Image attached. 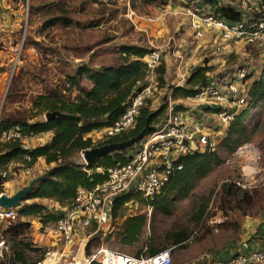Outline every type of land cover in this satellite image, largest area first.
I'll return each instance as SVG.
<instances>
[{
    "label": "rangeland",
    "instance_id": "rangeland-1",
    "mask_svg": "<svg viewBox=\"0 0 264 264\" xmlns=\"http://www.w3.org/2000/svg\"><path fill=\"white\" fill-rule=\"evenodd\" d=\"M207 1L209 0H158L146 5L145 0H25L29 6V20L28 34L23 36L12 35L1 28L19 29L26 24V13L20 9V3L8 4V0H5L7 5H2L0 10V119L10 116L21 117L30 122L44 120L45 116H38L39 112L34 107L33 102L37 97L58 89L60 93L65 92L68 98L73 99L77 90L66 86L67 77L76 75L82 64L95 69L119 64L122 60L118 47L122 44L145 45L151 49L158 47L163 52V63L167 68L165 85L161 87L156 75L154 80L157 90L146 103L152 112L164 110L153 127L178 113L175 111L177 106L190 108L189 104H193L187 99H174L172 96L173 90L186 86L189 79L175 80L176 71L173 66H177L179 55L185 59L191 74L203 62L212 68L208 74L210 78H222L242 67L248 69V78L259 73L260 54L254 55V52L259 53L258 44H232L222 56H215L211 43L195 38L190 27V17L185 10L193 5L198 14H208L211 5ZM217 1L233 7L239 4V0ZM130 14H134L132 19ZM58 17H69L79 25L70 28L47 25ZM148 18L156 21L151 23ZM173 38L176 42L171 41ZM23 41L24 46L20 52ZM237 46H243L241 54L237 51ZM81 80L82 86H91L86 79ZM193 106L198 108V105ZM211 122L216 124L217 121ZM212 124L209 126H213ZM247 124L251 130L250 142L235 154L224 155L225 165L216 168L201 180L188 198L176 202L171 216L157 214L154 218L153 210L151 215L149 213L150 216L147 214L152 223L145 228L137 246L124 247L113 237L109 239V235L115 231L112 229L106 235L99 232L92 237L98 240L93 243L91 254L106 247L134 256L132 253L150 236L166 245L170 243L167 235L180 231L189 234L190 241L186 248L169 247L173 249L172 264H206L211 258L231 257L243 247L248 249L260 241L264 243V185L260 182L264 177V102ZM45 140L46 138L43 139ZM78 162L85 164L81 155L78 156ZM34 166L37 170L33 179L46 170L44 164ZM231 184L248 192V199L243 202V196L238 198L234 191V195L227 196L225 189ZM19 190L15 183H10L6 192L13 195ZM38 202L40 201L27 200L21 205ZM43 204L54 208L52 203ZM135 207L136 205L130 204L127 212L131 210L133 214L147 213L146 206L139 203L137 210ZM202 207H206V214L198 222V211ZM17 221L31 222L34 229L28 232V240L46 250L44 258L47 263L57 259L55 253L60 255L65 252L70 255L69 259L78 257L84 260L88 257L86 249L92 239L81 250L78 245L67 249L63 246L55 247L50 236L36 242L38 219L20 217ZM43 253L44 251L30 253V257L39 258ZM7 254H10V250Z\"/></svg>",
    "mask_w": 264,
    "mask_h": 264
},
{
    "label": "trees",
    "instance_id": "trees-1",
    "mask_svg": "<svg viewBox=\"0 0 264 264\" xmlns=\"http://www.w3.org/2000/svg\"><path fill=\"white\" fill-rule=\"evenodd\" d=\"M158 0H145L150 5ZM211 5L210 13L222 17L228 22H240L243 14L233 6L223 4L217 0L207 1ZM254 21H264V11L254 13ZM48 26L61 25L65 28L78 26L79 23L69 17H58L47 23ZM122 62L100 68H92L87 64L78 67L76 75L67 77L70 89H76L78 94L73 99L68 98L58 89H52L34 100V107L39 115L59 112L60 115L50 120H34L32 122L21 117H3L0 119V132L18 127L28 136L52 133V137L45 145L29 152L22 150L17 142L8 144L4 153L0 155V172L7 169L8 165L17 162L27 167H33L39 159H44L46 170L39 178L28 200H39L38 203L24 204L18 209L19 218L34 217L44 227L55 224L64 217V210L71 207L80 189L92 190L107 179V171L129 161L126 156L128 151L113 156L101 158L91 165L78 162V156L90 149L104 145L120 143L137 136L145 127L146 120L150 118L153 126L164 110L152 112L147 105L140 110L135 127L129 132L106 140L94 143L88 136L95 131L113 127L125 114L131 100L147 85L149 71L145 64L146 57L151 48L139 44H122L119 47ZM208 64V63H207ZM212 68L206 62L199 65L187 80L186 86L173 90V98L189 99L195 97L202 86L207 85L211 78L208 74ZM166 64L163 63L157 70L161 87L165 85ZM84 78L91 83L90 88L81 85ZM253 80L249 87L247 106L240 111L231 122L225 138L219 144L216 152H194L180 158L176 165H181L182 170L176 171L170 181L165 185L161 194L154 202L148 203L139 194L130 193L116 199L113 205V229L110 238L124 247L137 246L145 232V228L152 223L147 213H136L127 216L128 205L138 202L146 207H151L153 217L157 214L171 216L175 211L176 202L188 198L196 189L199 182L207 178L216 168L226 163L224 155L235 154L239 148L250 142V126L247 122L264 102V66L259 75L249 76ZM67 89V88H66ZM67 89V90H70ZM184 106H177L175 111H185ZM206 112L217 113L219 110L205 108ZM29 155L31 162H26L24 157ZM35 178V179H36ZM236 189V191L234 190ZM237 197L242 195L243 202L248 199L249 193L244 192L235 185H227L225 193ZM239 198V197H238ZM48 201L63 209L53 211L43 202ZM206 214V207L198 211L197 221ZM153 218V220H154ZM150 223V224H149ZM31 222L18 221L8 230L3 232L4 238L10 244V254L4 256L0 264H41L45 261L46 250L35 246L34 241L28 240ZM170 243L160 244L152 236L132 253L134 257H154L162 251L172 248H186L190 236L186 232H174L167 235ZM98 238L92 239L86 249L88 257L93 243ZM39 258L30 257V253H41ZM91 264H99L92 262Z\"/></svg>",
    "mask_w": 264,
    "mask_h": 264
},
{
    "label": "built area",
    "instance_id": "built-area-1",
    "mask_svg": "<svg viewBox=\"0 0 264 264\" xmlns=\"http://www.w3.org/2000/svg\"><path fill=\"white\" fill-rule=\"evenodd\" d=\"M14 2L20 3V9L26 13V24L19 29L3 28V26L1 28L8 30L12 35L27 36L28 3L25 0H8L7 3ZM261 5L262 0H254V3L252 0H239L238 6L236 5L234 8L243 14L240 22H228L211 13L198 14L193 5L188 6L185 12L190 17V27L195 38L211 43L213 55L222 56L227 47L232 44L257 43L264 45V21H254V13L261 10ZM132 15L134 14L129 15L130 19H132ZM147 20L151 23L156 21L154 18ZM171 41L176 42L175 38ZM23 46L24 41L21 44L20 52ZM162 53L160 48L153 47L145 59L149 71L146 87L133 97L125 114L113 127L97 131L96 136H88L94 143L104 142L129 132L135 127L140 110L145 107L157 90L154 77L163 64ZM176 64L177 66H173L176 71L175 80L183 81L190 78L191 72H188L187 63L182 56L179 55ZM248 74V69L242 67L235 73H230L222 78H211V81L202 86L195 97L189 98V101L198 105L197 107L201 111L209 113L206 114L207 116L199 117L194 114L191 108L196 107L193 104H189L191 107L185 111L169 116L164 123L154 127L142 142L128 151L126 156L129 161L126 164L107 171V179L103 183L92 190L80 189L72 206L64 210L63 218L46 227L38 221V227L35 229L37 239L38 236L42 240L46 239V236H50L55 247L63 246L64 249H67L78 245L81 250L87 246L86 244L94 235L99 232L106 235L113 229L112 209L117 198L137 193L146 202H154L172 175L176 171L182 170V166L176 165V161L197 151L216 152L218 150L231 122L247 106L250 87ZM67 87L70 88V85L67 84ZM205 108L219 111L210 113L206 112ZM212 120L217 121L216 124H212ZM211 124L213 126H209ZM45 135L47 134L28 136L18 127L0 132V155L4 153L8 144L14 142H17L26 152L43 146L46 141H43ZM84 153H81L83 158ZM24 160L31 162V157L26 155ZM34 167H27L24 164L17 166L15 163H11L6 170L0 172V197L8 195L6 190L10 188V183H15L19 189L28 187L34 178ZM260 182L264 185V177ZM238 185L241 186L239 183ZM130 204L136 205L135 208L138 209L139 203L132 202ZM151 211V207H146L148 215ZM133 213L129 210L126 215L131 216L134 215ZM18 218V209L0 206V263L10 250V245L4 238L3 232L17 223ZM33 229L32 225L30 231ZM172 251V248H168L154 257L137 258L101 247L84 260H80L78 257L69 259L70 255L63 252L60 255L54 254L57 257L55 261L51 263L44 261L41 264H91L92 262L99 264H172ZM206 264H264V248L241 250L228 258H211Z\"/></svg>",
    "mask_w": 264,
    "mask_h": 264
},
{
    "label": "water",
    "instance_id": "water-1",
    "mask_svg": "<svg viewBox=\"0 0 264 264\" xmlns=\"http://www.w3.org/2000/svg\"><path fill=\"white\" fill-rule=\"evenodd\" d=\"M59 112H54L46 115V120H50L52 118H55L59 116ZM154 127L151 125L150 118L146 120V125L144 129L135 137L124 141L120 143H113V144H108L104 145L102 147H98L92 150H88L84 153V160L86 165H91L96 163L98 160L101 158H104L106 156H113L118 153H123L126 151H129L130 149L134 148L137 146L140 142H142L147 135H149L153 131ZM39 178L33 179L29 186L26 188L20 189L18 192L15 194L8 196V195H3L0 197V206L4 208H16V209H21L22 203L28 200V196L31 194L33 191L37 181Z\"/></svg>",
    "mask_w": 264,
    "mask_h": 264
},
{
    "label": "crops",
    "instance_id": "crops-1",
    "mask_svg": "<svg viewBox=\"0 0 264 264\" xmlns=\"http://www.w3.org/2000/svg\"><path fill=\"white\" fill-rule=\"evenodd\" d=\"M252 2L254 3V0H252ZM2 5H4V6H6L7 4L5 3V0H0V10H1V6ZM8 8L10 9L11 7L10 6H8ZM261 10L262 11H264V0H262V5H261ZM5 19H7L6 17H4ZM253 44H255V43H253ZM257 44V43H256ZM258 46H259V48H258V50H259V53L258 52H254V55L255 56H257L258 54H260V56H259V62L261 63V66H260V71H261V69H262V67L264 66V45H261V44H258ZM242 50H243V46H237V51H240V54H241V52H242ZM244 51H246V50H244ZM258 69V68H257ZM260 73V72H259ZM259 73H255V75H254V78H256L258 75H259ZM210 77V76H209ZM174 78H172V80H173ZM252 81L253 80H249L248 81V83L249 84H251L252 83ZM91 87V86H90ZM89 87V88H90ZM78 94V91L76 92V94H75V96ZM187 100H189V99H187ZM190 103V102H189ZM192 109V111L194 112V114H197L199 117H205V116H207L206 114H209V113H205L204 111H201V109L200 108H191ZM96 133H97V131H95V132H93L91 135L92 136H96ZM51 137H52V133H47V135H45V138H46V141H45V144L47 143V142H49L50 141V139H51ZM44 144V145H45ZM40 164H44L45 165V167H46V164H45V161H44V159H39L38 160V162L35 164V165H40ZM47 168V167H46ZM45 168V169H46ZM34 169H35V171L37 170V168L36 167H34ZM45 202H47L48 203V201H45ZM50 203V202H49ZM45 205H47V204H45ZM52 206L54 207V208H52V209H54L55 211H62L63 209H61L60 207H58V206H55V204H53L52 203ZM39 238L37 239V237H36V242L40 239V236H38ZM40 241H41V239H40ZM264 248V243L263 242H258L256 245H254V246H252V247H249L248 249H246L245 247H243L242 248V250H247V251H249V250H258V249H263ZM238 251V250H237ZM241 251V250H240ZM213 254V253H212ZM223 258H228V257H223Z\"/></svg>",
    "mask_w": 264,
    "mask_h": 264
}]
</instances>
